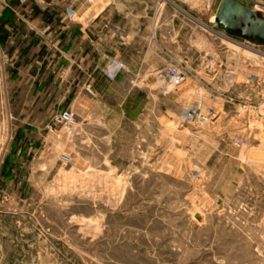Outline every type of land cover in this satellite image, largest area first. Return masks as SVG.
Here are the masks:
<instances>
[{
    "label": "rangeland",
    "instance_id": "rangeland-1",
    "mask_svg": "<svg viewBox=\"0 0 264 264\" xmlns=\"http://www.w3.org/2000/svg\"><path fill=\"white\" fill-rule=\"evenodd\" d=\"M160 1L177 15L175 34L151 35L163 40L153 48L162 62L127 78L112 102L69 108L71 136L52 122L67 82L34 94L22 77L13 89L27 65L0 63V85H10L0 94V264H264V62L239 44L264 45L211 20L221 0ZM237 1L264 17V0ZM18 3L2 5L35 4ZM166 65L183 77L161 88ZM226 67L255 82L257 111L227 100ZM139 88L153 109L126 93ZM121 100L124 112L103 107ZM187 108L197 111L189 120Z\"/></svg>",
    "mask_w": 264,
    "mask_h": 264
},
{
    "label": "crops",
    "instance_id": "crops-1",
    "mask_svg": "<svg viewBox=\"0 0 264 264\" xmlns=\"http://www.w3.org/2000/svg\"><path fill=\"white\" fill-rule=\"evenodd\" d=\"M33 1L36 7H4V0H0V22L5 21L7 32L0 42V63L27 65L23 76H11L13 89L19 88L23 77L32 93L50 94L52 81L65 80L67 84L60 93L61 105L66 109L85 107L90 100L96 102L98 96L112 102L124 90L127 78L162 62V56L153 48L165 45L162 39L152 38L154 30L161 35L167 28L175 34L177 15L160 11L162 5L157 9L158 0H96L92 4L85 0H48L45 5L38 4L42 0ZM68 5L76 11L75 20L65 17ZM118 34L123 35L122 41ZM167 42L174 55V38ZM111 58L123 63L114 81L103 72ZM8 87L0 85V94ZM138 91L126 93L144 95L142 110L153 109L155 103L148 101L149 90ZM42 100L31 105L42 104ZM125 103L104 102L103 107L124 112ZM43 105L51 103L43 101Z\"/></svg>",
    "mask_w": 264,
    "mask_h": 264
},
{
    "label": "built area",
    "instance_id": "built-area-1",
    "mask_svg": "<svg viewBox=\"0 0 264 264\" xmlns=\"http://www.w3.org/2000/svg\"><path fill=\"white\" fill-rule=\"evenodd\" d=\"M24 1L25 0H20V2H24ZM86 1L89 4H92L96 0H86ZM161 5H162V2L159 0L158 5H157V9H159ZM64 13H65V17L68 20H75L77 17L76 11L74 10V8L71 5H68L65 7ZM10 37H11V35L9 36V38ZM123 38L124 37L122 34H118L119 40L122 41ZM239 45L243 46L246 49L251 50L254 57H256V59L258 61L264 62V52H261L260 49L249 47L248 45H244L242 43ZM122 67H123V65L119 61H115L114 59L111 58L107 67L103 70L104 75L107 77V79L113 80L116 78L117 73L119 72V70ZM157 73L160 76V78L158 80H162V82H165V86L168 85V83L174 84L183 77V73L179 69H176L175 67H173L172 65L164 66ZM234 75L235 74L233 73V71L230 68H227V67L225 68L223 84L226 87L224 90V92L227 94L226 98L230 102H232L234 100L237 101V106H238V110H239L240 114L242 113V114L249 115L251 112L257 111V109L260 108V104H259L258 100H256V98H255L256 94L254 96L252 95V91L255 90V88H254L255 82H252L251 83L252 86L248 87V81H246V82L245 81L244 82L236 81ZM262 82H264V80H262ZM162 87H164V86H161V88ZM238 88L239 89L241 88V90H237ZM87 89H88V85H87ZM187 109H190V111H188V113H186V114L183 113L182 116H183V119L189 120L193 116H195L197 111L195 109H191V108H187ZM72 116H73V113L71 112V110L65 109V110H62V111L54 114L52 117V122H53V124H56V125L57 124L62 125V127L65 128L67 135L69 134L71 136L74 133ZM198 116H199V118H201L203 120H205V118H206L205 116H203L201 114H198ZM234 142L237 146L243 144L242 139H239V138L235 139ZM61 160H63L64 162L69 161L70 156L67 154H62Z\"/></svg>",
    "mask_w": 264,
    "mask_h": 264
},
{
    "label": "water",
    "instance_id": "water-1",
    "mask_svg": "<svg viewBox=\"0 0 264 264\" xmlns=\"http://www.w3.org/2000/svg\"><path fill=\"white\" fill-rule=\"evenodd\" d=\"M214 20L227 33L264 45V17L237 0H221ZM237 27L238 31H233Z\"/></svg>",
    "mask_w": 264,
    "mask_h": 264
},
{
    "label": "trees",
    "instance_id": "trees-1",
    "mask_svg": "<svg viewBox=\"0 0 264 264\" xmlns=\"http://www.w3.org/2000/svg\"><path fill=\"white\" fill-rule=\"evenodd\" d=\"M19 3H18V0H12V5L14 6H17ZM30 7H36L35 4H32ZM5 21L3 22H0V42L3 41L4 39V36L6 35V29L3 27V24H4ZM9 161V156H6L5 159H4V162H3V165H2V168H1V173L2 174H5V165L8 163Z\"/></svg>",
    "mask_w": 264,
    "mask_h": 264
},
{
    "label": "bare ground",
    "instance_id": "bare-ground-1",
    "mask_svg": "<svg viewBox=\"0 0 264 264\" xmlns=\"http://www.w3.org/2000/svg\"><path fill=\"white\" fill-rule=\"evenodd\" d=\"M185 1H186V0H185ZM178 9H179V8H178ZM211 20L214 21V16H212ZM213 32H214V31H213ZM217 34H218V33H217ZM220 37H221V36H220ZM158 82H159L160 85H162V86L165 87V82H162V80H158ZM213 110H214V109H213ZM188 111H190V109H185L183 113L186 114V113H188ZM205 114H206V113H205Z\"/></svg>",
    "mask_w": 264,
    "mask_h": 264
},
{
    "label": "flooded vegetation",
    "instance_id": "flooded-vegetation-1",
    "mask_svg": "<svg viewBox=\"0 0 264 264\" xmlns=\"http://www.w3.org/2000/svg\"><path fill=\"white\" fill-rule=\"evenodd\" d=\"M233 31H238V28H237V27H235Z\"/></svg>",
    "mask_w": 264,
    "mask_h": 264
}]
</instances>
